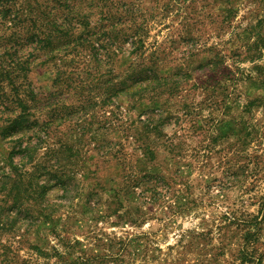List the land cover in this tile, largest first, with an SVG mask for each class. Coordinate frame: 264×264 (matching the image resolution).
<instances>
[{"label":"rangeland","instance_id":"rangeland-1","mask_svg":"<svg viewBox=\"0 0 264 264\" xmlns=\"http://www.w3.org/2000/svg\"><path fill=\"white\" fill-rule=\"evenodd\" d=\"M92 1L77 0L74 12L97 24ZM110 3L133 18L97 26L115 40L114 73L66 59L76 79H112L89 103L96 80L56 88L57 51L35 61L26 30L11 39L0 27V66L12 80L0 77V127L20 112L17 92L30 123H53L32 139V159L12 151L23 134L0 129V190L11 159L23 175L0 264H264V0ZM76 27L52 44L74 47L86 38ZM128 27L138 32L130 41ZM18 63L28 67L21 77ZM149 69L161 88L134 102L124 90ZM23 132L24 147L32 133Z\"/></svg>","mask_w":264,"mask_h":264},{"label":"trees","instance_id":"trees-1","mask_svg":"<svg viewBox=\"0 0 264 264\" xmlns=\"http://www.w3.org/2000/svg\"><path fill=\"white\" fill-rule=\"evenodd\" d=\"M17 1L21 2L20 7ZM3 2L4 4H0V27H3L6 33L8 30L11 31V39H17V35L19 34L18 36H20L23 30H26L28 34V42L33 48L32 55L34 56L35 61L40 58L41 52L47 53V50L49 48L52 49L51 52L57 51V55L54 59L58 60L59 64L55 65V76L53 79V83L56 88L66 87L67 89H70V91H79L81 88H83L86 82L90 80H93L92 82H94L96 80V88L92 89L89 93L91 100L86 101V103H89L101 94L104 84V86H108L111 83L112 79H108L106 81L99 78H95L93 75L90 76V78L88 79H85L84 77H82V79L80 77L76 79L74 77V75L76 74V70L73 68V71L75 70V73H72V71L71 73H69V70L66 68L69 65L67 64L66 59L71 56L72 60L70 61V64H72L73 62H82L84 64H87L85 65L86 70H90L89 65H93L94 67V64L96 66L94 68H96L97 70L102 66H109V70L114 73L113 62L114 57L117 56L114 44L115 40H112V37L108 33H98V36H96V29L97 26H99V24L103 23L105 20L107 22L117 21L122 25H125L127 21L133 19L130 18V16L132 15V11L129 8L125 7V5L122 6L123 3H119L118 5H120V7L123 9L124 13L117 16V14L113 12V7L110 3V0H93L89 3V6H95V8L99 11L100 20L99 22H97V24H91L90 18L92 15L81 16L74 12L77 0H7V4H5V1ZM61 10H63V12L65 13L62 21L60 19H57V15L54 14V12H60ZM77 25H80L82 27L84 26L86 38H84L85 34H83L81 38H79V40L75 42V44L73 45L74 47L69 44H66L64 46V49L63 45H59L57 43L55 45L52 44L55 35L64 33L67 31V29H77ZM131 27H128V30H132V32L131 35L128 36L127 41H130L134 38V36H137L138 34L135 29H129ZM3 40L6 39L4 38ZM61 49H63V51H61ZM100 50L105 51V62L104 60L100 59ZM137 51L138 48H135L134 46V51L129 54L130 56L128 58H132V56L136 54ZM87 53L89 55H87ZM82 54L83 56L87 55L86 57H88L89 60L84 61L83 56L79 58V56ZM153 64H156V62ZM2 66L4 65L2 64ZM133 66L134 65L131 64L129 66V69L131 70ZM17 67L19 70H17L16 75L19 77H21L22 74H25V72L28 71V67L25 66L24 63H18ZM33 68L36 67L34 66ZM149 74L150 75L148 78L138 82H134L132 85L126 88V90H124L128 92L130 99L135 100L134 102L142 101L144 98H147V96H150L151 94L155 96L157 90L161 88V85L158 82L162 78L159 76L157 71L154 69H149ZM0 77L2 78V80L5 79L12 82L9 71L1 66ZM109 89L111 90V87H109ZM30 92H32L31 94H33L34 97V91L31 90ZM60 93H62V90H60V92L57 91V95ZM17 96V102L20 108V112L17 115H13L15 116L14 119H9L6 127H0L1 134H3L4 137H10L13 134L19 133L23 134L22 137L20 136L17 139L19 143L12 147V151L13 153L20 152L23 158L28 157L32 159L34 158L33 154L37 151V147L32 143V139L35 137H39V132H42L44 130L49 131L52 128L53 123H51V121L46 120H35L30 123V114L28 113L29 109L23 103L21 93L17 92ZM82 107H85V103ZM25 130H28V132L32 133V138L30 139L31 141H28L27 145L23 147L21 144L24 141L23 138H25V134L23 132ZM60 150H62V148H59V151ZM9 168L11 169L10 174L5 173L1 177V179H3V185L0 190V197H2L0 198V235L5 232L15 231V227L18 224L17 216L19 212H14L13 209H19L17 203H20V200L22 199V195H19L20 193L18 192L21 191L18 188V185L16 187V192H18L19 194L14 198L15 183H19V181L23 178L21 169H18V167H16L12 159L10 161ZM45 171L49 174L51 172L48 169H45ZM21 182L22 181H20V183ZM12 196L14 205L11 208L6 209L5 206H3L2 204L4 203L7 197Z\"/></svg>","mask_w":264,"mask_h":264}]
</instances>
